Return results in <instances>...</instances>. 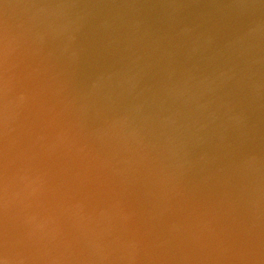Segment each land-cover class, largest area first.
I'll return each instance as SVG.
<instances>
[{"label":"water","instance_id":"obj_1","mask_svg":"<svg viewBox=\"0 0 264 264\" xmlns=\"http://www.w3.org/2000/svg\"><path fill=\"white\" fill-rule=\"evenodd\" d=\"M0 264H264V0H0Z\"/></svg>","mask_w":264,"mask_h":264}]
</instances>
